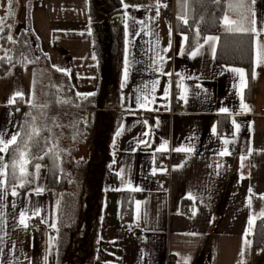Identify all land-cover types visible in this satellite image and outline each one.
Segmentation results:
<instances>
[{
    "label": "crops",
    "instance_id": "obj_1",
    "mask_svg": "<svg viewBox=\"0 0 264 264\" xmlns=\"http://www.w3.org/2000/svg\"><path fill=\"white\" fill-rule=\"evenodd\" d=\"M120 1L123 69L116 101H109L113 108L104 109L113 126L88 243L78 250L83 221L76 219L61 244L59 232L72 220L66 212L62 216L59 189L47 182L44 165V173L38 175L35 169L32 184L24 182L17 167L19 186L7 188L9 167L18 160V150H24L17 142L7 153L0 152L8 165L0 176V264H264V251L255 250L252 242L255 224L264 217V119L259 115L264 106V55L258 57L264 54V0L254 5L248 0L256 20L254 26L249 24V29L256 28L251 31L250 73L216 60L212 48L214 44L216 52L218 39L205 43L209 36L218 38L215 33L206 34L184 54L185 20L177 17L176 5L174 21L167 22L164 0ZM38 6L44 38L38 39L34 13H29L36 45L76 93L90 94L99 75L88 0H39ZM2 13L0 9V23ZM235 20L224 13L225 23ZM232 68L244 70L243 83ZM29 73V103L0 107L5 140L19 132L25 108L41 92L39 84L33 85L32 69ZM42 108L33 107L32 123ZM60 124H55V134ZM74 138L79 139L75 144H83V136ZM189 147L193 151H175ZM25 151L30 160V148ZM168 153L182 155L185 161L167 168ZM123 203L129 214L122 211Z\"/></svg>",
    "mask_w": 264,
    "mask_h": 264
},
{
    "label": "trees",
    "instance_id": "obj_2",
    "mask_svg": "<svg viewBox=\"0 0 264 264\" xmlns=\"http://www.w3.org/2000/svg\"><path fill=\"white\" fill-rule=\"evenodd\" d=\"M175 5L177 17L185 20L181 26V29L187 35L184 54H187L201 43L206 34L215 33L218 35L215 52L216 60L227 65L241 66L248 73L251 72L253 33L250 30L247 32L228 30L240 26L239 22L244 16H247L249 20L251 19L248 0H219V3L216 0H175ZM225 12L234 16L237 23H225L223 21ZM121 14L120 0H88L89 22L99 75L97 87L90 93H94V95L81 94L77 96L65 75L62 73L59 75L55 69L45 65L48 60L44 54L37 52V45L34 47L31 45L30 54L26 52V47L22 49L24 51L14 50L11 53L5 41L7 39L6 27L0 31V77L7 74L13 67L18 75H22V67L28 64L33 72V85L39 84L41 88L46 84V88H41L40 96H35L34 103L25 108L18 132L20 135L17 142L19 143L26 137V133L31 130L30 125L34 123L40 129V135L33 137L29 142V148L31 157L43 156V159H30L28 173L32 175H28L24 182L31 181L32 184L36 163L45 166L47 182L59 189L60 205L63 209L62 216L66 212L68 219L72 220V225L63 226L59 232L61 244L63 245L62 241L66 235L69 236V233L72 232L71 228L75 227V220L78 215L82 214L84 220L81 227L78 228L79 234L82 233L83 235L81 237L82 241H79L78 250L82 251L88 243L86 236L89 229H91V221L97 215L96 206L102 195L100 191L102 170L109 158V154H107L109 151L108 139L113 126V118L110 112H106L104 109L113 108L109 103L111 99H108L112 94L118 95L120 90L119 83L123 69L124 53V28ZM249 24L245 21L243 26L249 29ZM20 103L21 101L16 98L14 104ZM37 105L43 108L38 110L39 112L32 123L30 118L35 112L33 107ZM61 105L74 108L71 134L86 138L87 133H91L90 136H95V149L97 153H101L96 162H89L84 167L86 176L83 175L82 185L86 189L83 188L79 191L85 192L87 194L86 198L77 191V188L72 189V186L70 187L72 183L73 186H77L79 183L75 180L77 178L74 173L75 167L74 170L70 169L72 167L68 164L63 149H61V153L59 151L57 153L54 148L48 146L52 145L55 139V114L57 108ZM96 124L100 127L99 129L96 128ZM48 129H51V131ZM93 132L94 135H92ZM12 173V167H9L7 174L8 189L18 188L19 186L16 183L17 178H14ZM79 200L80 202L77 203ZM75 204H78V206ZM125 210L129 214V206L123 203L122 211L125 212ZM252 242L255 250L264 251V217L260 218L255 224Z\"/></svg>",
    "mask_w": 264,
    "mask_h": 264
},
{
    "label": "rangeland",
    "instance_id": "obj_3",
    "mask_svg": "<svg viewBox=\"0 0 264 264\" xmlns=\"http://www.w3.org/2000/svg\"><path fill=\"white\" fill-rule=\"evenodd\" d=\"M1 2L2 3H1L0 9L3 10V13H2L3 18L0 23V31H2L1 29H3L4 27H6L7 29L6 38L7 39L5 41L7 42L8 47L10 48V52L12 53L14 50L24 51L22 49L26 47V52H29L30 54L31 45L34 47L36 45L35 41L37 40L36 39L37 36L35 37V34L32 32V27L30 25V19H29L30 14L29 13H32V11L34 13V17H33L35 20L34 22H35V25L37 26L36 29L39 33L38 39L40 38L42 39L45 37V33L42 32L43 15H42V11L40 10L38 6L39 0H10V3H9V0H1ZM10 13L13 14L11 18H10ZM9 37H11V39H9ZM38 45L39 43L37 44V48H38L37 52H41L39 50ZM43 46H44V43H43ZM27 49L29 50L27 51ZM44 56L47 58L46 55ZM45 65L47 67H52L53 69H55L49 60L48 62L45 63ZM22 68H23V71H22L21 76H18V73L13 67L12 71H15V72H10V74L0 77V107L10 103V101L15 102L16 98L19 99L21 103L23 104L29 103V100L31 98L30 73L29 72L31 69L29 68L28 64H25ZM56 73L60 75V72L58 70H56ZM45 85L41 88L46 87ZM110 91L112 92V90ZM18 92L20 93L19 96L16 95V93ZM40 94L41 92L38 93L37 96L39 97ZM108 100H110V102L112 101L115 102L116 95L112 94ZM59 120L61 124L60 126L57 127L58 134H55V139L52 145H48V146L54 148L57 153L58 151L61 153L62 151L61 149H63L65 156H67L66 158H67L68 164L72 167L70 169H73L75 167V170L73 169L75 176H77L75 180L79 184L77 186H72V189L77 188V191L83 190V188L86 189L85 186L82 185L84 181L83 179L84 167L87 166L89 162H96L99 158L98 157L99 154L97 153L95 149V138H94L95 136L92 137L89 135L91 133H87V136H85L86 138H84L83 140V144H80V143L75 144L79 139L77 140L76 138L71 139V137L75 135L71 134L70 130L67 131L68 129H70L69 125H71L69 121L73 120V114L71 111V107L61 105L59 106V108H57L56 114H55V124L58 123ZM69 134L72 136H69ZM66 135H68V140L66 138ZM92 135H94V132L92 133ZM57 136H61L62 139L59 140ZM25 138L27 139V137ZM25 138H23L22 141H20L19 143L20 144L19 146H21L22 148L24 147L25 142H26ZM65 139L66 141H63ZM13 157L15 159V155H13ZM39 172L44 173V168H42L41 171L39 170ZM34 174H35V171H34ZM79 193H81L86 198L87 194H85V192L79 191ZM79 202L80 200L77 203ZM75 205L78 206V204H75ZM77 219H78V223L81 224L82 221L84 220L83 215L82 214L78 215Z\"/></svg>",
    "mask_w": 264,
    "mask_h": 264
},
{
    "label": "snow or ice",
    "instance_id": "obj_4",
    "mask_svg": "<svg viewBox=\"0 0 264 264\" xmlns=\"http://www.w3.org/2000/svg\"><path fill=\"white\" fill-rule=\"evenodd\" d=\"M216 2L219 3V0H216ZM255 2H256V0H252V4L253 5L255 4ZM9 3H10V0H9ZM125 7H127V5H125ZM251 16H252V19H250V20H249V18L247 16H244L242 18V20L239 22L240 26H238L235 29L229 28L228 30L229 31H233V30H235V31H243V32H247V31L250 30V31L255 32L256 31L255 27H252L251 29H248V28L243 26L245 21L251 23L253 26L256 24L255 11L254 10H252ZM225 20L227 21V16L225 17ZM140 23L142 24L143 21H140ZM231 23L235 24L237 22L236 21H232ZM9 39H11V37H9ZM185 39H186V37H185ZM217 39L218 38L215 37V36H209L205 40V43L215 42ZM170 46L171 45H169V47ZM201 47H202V45H201ZM212 51H213V56H215V46H214V44H213ZM196 54H197V52H193L192 53L193 56H195ZM261 55H264V54L258 53V57L261 56ZM161 59H163V58H161ZM161 71H162V69H161ZM231 71L239 73L240 77H241V82L243 83V81H244V70L241 69V68H232ZM165 74L171 75L170 73H165ZM127 77H128V60H127V58H125V67H124V79H125V82H127ZM16 95L19 96L20 93L18 92V93H16ZM80 95L81 94L77 93V96H80ZM88 95H94V93L88 94ZM84 98L86 99L87 97L85 96ZM13 100H14V98H13ZM11 102H13V101H10V103ZM242 107L243 108H247V105L242 104ZM220 111L227 113L229 110H228V108H222V109H220ZM33 119L35 120V118H33ZM236 127H237V129L239 128L238 125ZM30 129L31 130L26 133L27 139H26V142H25V145H24V149H28L29 148V142L33 139L34 136H39L40 135V129H38L34 123L32 125H30ZM48 130L51 131V129H48ZM145 134H147V133H145ZM19 135H20L19 133H14V134L11 135L10 139L5 140L4 137L6 136V133L0 131V145H2V147H0V152L7 153L9 146L12 145V144L17 143V139H18ZM117 135H119V133H117ZM225 143L227 144L228 141L226 140ZM175 151H188V152H191V151H193V149L191 147L186 148V149L185 148H177V149H175ZM18 154H19V160L15 161L11 165L12 170H13L12 174H13V177L16 178V169H17V167H19L20 177L26 179L28 175H32V174L27 172V164L30 162V160L26 158L28 153L25 150H18ZM45 154H47V153H45ZM224 154H226V153H221V155H224ZM31 159L39 160V159H43V156H35V157H31ZM3 160H4V157L0 156V176H3L5 174L3 172V169L8 167L7 164L3 163ZM34 166H35V169L37 170V173H39V170L41 168V164L40 163H36ZM0 183H3V181H0ZM20 186L23 187V183H21ZM135 190H139V189H135ZM37 191H39V190H37ZM13 194H15V193H13ZM21 223H24L23 218L21 219ZM249 223H251V222H249ZM246 243H247V241H246Z\"/></svg>",
    "mask_w": 264,
    "mask_h": 264
},
{
    "label": "built area",
    "instance_id": "obj_5",
    "mask_svg": "<svg viewBox=\"0 0 264 264\" xmlns=\"http://www.w3.org/2000/svg\"><path fill=\"white\" fill-rule=\"evenodd\" d=\"M162 11L164 14V19L167 22H173L174 16H175V0H164L162 3ZM175 102L177 104L181 105L182 101L179 99H176ZM259 115L263 117L264 119V106L261 107V110L259 112ZM228 135L232 133V131L229 129L226 131ZM185 161V158L182 155L179 154H172L168 153L165 156L164 165L167 168H171L175 164H181ZM168 264H179L177 261L170 260Z\"/></svg>",
    "mask_w": 264,
    "mask_h": 264
}]
</instances>
